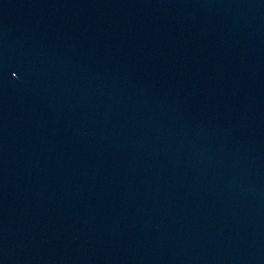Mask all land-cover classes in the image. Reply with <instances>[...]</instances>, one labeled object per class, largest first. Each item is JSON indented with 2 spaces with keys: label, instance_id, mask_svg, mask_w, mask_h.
I'll list each match as a JSON object with an SVG mask.
<instances>
[{
  "label": "water",
  "instance_id": "1",
  "mask_svg": "<svg viewBox=\"0 0 264 264\" xmlns=\"http://www.w3.org/2000/svg\"><path fill=\"white\" fill-rule=\"evenodd\" d=\"M160 264H264V0H55Z\"/></svg>",
  "mask_w": 264,
  "mask_h": 264
}]
</instances>
